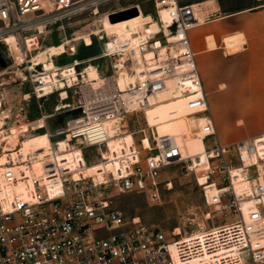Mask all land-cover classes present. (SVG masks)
<instances>
[{
    "label": "built area",
    "instance_id": "2783aa9c",
    "mask_svg": "<svg viewBox=\"0 0 264 264\" xmlns=\"http://www.w3.org/2000/svg\"><path fill=\"white\" fill-rule=\"evenodd\" d=\"M111 1L118 0H0V41L16 38L7 45L21 67L19 81L48 99L59 93L54 79L67 76L64 100L72 98L67 108L79 111L50 133L53 144L40 153V172L33 156L18 165L9 155L17 169L0 180V264H264V134L230 143L218 134L190 38L202 21L194 2L148 0L158 14L167 10L169 23L114 53L116 60L123 56L118 70L130 75L125 87L114 63V72L94 86L73 78L75 61L46 68L29 56V31L84 9L100 14ZM162 93L185 99L188 116L206 117L192 133L202 139L201 151H188L185 134H159L145 117ZM50 115L40 119L46 124ZM111 128L132 141L109 148ZM92 148L101 164L87 174ZM176 167L203 188V204L222 212L223 222L170 239L161 227L111 206L115 193L145 192L159 200L162 174Z\"/></svg>",
    "mask_w": 264,
    "mask_h": 264
},
{
    "label": "rangeland",
    "instance_id": "374dc122",
    "mask_svg": "<svg viewBox=\"0 0 264 264\" xmlns=\"http://www.w3.org/2000/svg\"><path fill=\"white\" fill-rule=\"evenodd\" d=\"M192 1L205 2L202 8L197 7L202 21L195 28H199L208 38L202 44L193 33L192 44L218 134L224 143L264 134L263 0ZM137 4L141 12L135 17L112 22L107 14ZM99 11L100 14H94L90 9H84L61 21L48 22L39 29L41 32L29 31V56H33L34 63L42 65L54 57L51 64L44 66L50 68L52 65L64 66L75 61L77 72L86 69L94 79H99L103 74L114 72L111 63L116 59L113 61L111 57L105 56L97 60L104 52V43L109 37L123 39V36H132L136 26L149 21L152 30L158 28L156 20L152 21L149 14L157 19L159 14L148 0L111 1L101 5ZM85 35L91 37L92 44H85ZM126 42L129 45V41ZM7 44L5 40L0 41V54L6 61L5 66L0 64V129L4 130V136L10 137L0 139V165L12 164L9 151L14 153L17 146L25 150L37 142L51 141L50 133L64 127L67 119L79 114V111L67 107L59 111L54 109L61 97L60 93L50 95L48 100L36 98L32 93V85L19 81L21 67L14 62ZM56 84L59 91L66 86L63 81ZM180 107L187 108L184 101ZM43 113L51 114L46 124L43 120V128L25 132L16 130L17 126L23 124L31 127L34 122L38 123ZM123 140L130 143L132 137L121 134L110 143L111 149L120 148ZM87 155L92 163L100 161L95 148L89 149ZM162 179L159 200H150L145 192L115 193L111 198V206L120 209L127 218L140 217L147 223L161 227L170 239L180 237L175 234L178 227L182 229V235H187L202 225L208 229L223 222L222 212L203 204V188L192 176L176 167L166 170ZM169 181L172 182L170 187ZM208 214L211 215L209 219L206 218Z\"/></svg>",
    "mask_w": 264,
    "mask_h": 264
},
{
    "label": "bare ground",
    "instance_id": "6f19581e",
    "mask_svg": "<svg viewBox=\"0 0 264 264\" xmlns=\"http://www.w3.org/2000/svg\"><path fill=\"white\" fill-rule=\"evenodd\" d=\"M204 4L205 3H198V4L195 3L196 7H200V8H202L204 6ZM203 9H205V8H203ZM140 12H141V10H140ZM149 16L152 18V21L156 20V26L158 27L157 29L152 30V27L150 26V21H149V22L143 23V24H141L139 26H136L135 34H133L132 36H123V39H117V38L109 37L110 39L108 38V40L104 43V47H105L104 52L106 51L107 54L106 53L105 54L102 53L97 60H99L102 57H105L106 55L110 54L111 58L114 61L115 57L113 55H114V53L123 50V46L122 45H126L127 47H133V46H135L137 44L138 41L141 40V38L145 34H154L158 30H160V28L162 26H166L169 23V14H168L167 10H165V9H162L159 12L158 19L155 18V16L153 17L150 14H149ZM5 40L8 43H10V44L15 45L16 38H15V36L13 34H10L9 36H7ZM83 40H84L86 45L92 44V39H91V37L89 35H85L83 37ZM126 40L129 41V45L126 42ZM29 43H30V37L28 38V42H27L28 46H29ZM119 54H122V52H120ZM150 55L151 54L148 53L146 56L149 57ZM122 57L123 56L120 55L119 59H117L113 63L116 65L117 72H118L117 81L119 82L121 87H125L128 84L129 80H130V75L127 74L124 69H119L118 70L119 65H122L121 64L122 63ZM19 61L20 60L18 59V62ZM93 77L94 76L90 75L89 72L86 69H83L82 71H78V72L76 71L74 76H73V78L75 80H77L81 84L88 83V84H93L94 86H99L101 84L100 82H101L102 76L99 79H94ZM60 81H63L64 84L66 85V81H71V78L69 80L67 76L66 77H56L54 79V84H55L54 88L58 89V86H57L56 83H59ZM59 93H60L59 95L61 97L59 98V101L55 105V108H54L57 111L65 109L67 106L71 105V102L64 101V98L66 97L65 90H61V91H59ZM43 100H45V99H43ZM174 100H176V101H184L185 104H186V107H187V102H186L185 99H170L168 93H162L158 97H156L154 105L149 107L146 110V112L148 110H150L151 108L156 107V105H160V104H164V103H168V102H173ZM188 111H189V109L187 107V114L185 115V117H187V119L190 120L188 130H187V126H186V123H185L184 120L177 121L175 123H169L167 125H159V126L154 125V126H155V129L158 131L159 134L173 135V136L177 135L178 138L181 137L182 134L187 135L185 143H186L188 151L191 152V153L199 152V151H201L203 149L204 143H203L201 138L196 137V136H194L192 134L193 133V127H194L195 123L201 125L206 120V117L205 116H202L200 118H195L194 116L190 117V116H188ZM146 112H145V117H146ZM211 113H212V111H211ZM43 124H44V121L42 119H39L38 123L34 122L31 127L28 124H23L21 126H17L16 130L19 131V132H25V131H28V130H31V129H33V130L34 129H40V128H43ZM113 130L114 129L111 128L110 133ZM3 131H4L3 129H0V139H8L10 136H4L2 134ZM111 135H112L113 138L109 142V148H111L110 147V143L116 141L117 137H118V136H116L117 135L116 133H114V134L111 133ZM119 136H121V135H119ZM52 144L53 143H52V138H51V141L37 142L34 146H31L29 149L27 148L25 150L22 149V146H17V148H15L13 150L15 154L12 151H9V155H11L12 157H14V156L18 157L16 164L19 163L18 161H20V163L23 162L24 159L27 158V156H29V155L33 156L34 159H35L34 160L35 161V165H34L35 171L38 173L41 170L40 153H41L42 149H49L52 146ZM145 144H148V141H145ZM64 146H65V142L62 141L61 142V149L62 150L64 149ZM0 150H2V148H0ZM103 154H106L105 151L103 152ZM100 164H101V162L99 161V162H95V163L87 165L86 173L87 174H94ZM18 165H21V164H18ZM16 169H17V166L15 164L14 165L13 164H11V165H0V180L4 177V174L7 171L14 172ZM171 185H172V182H169L168 186L170 187ZM210 217H211L210 214L206 215L207 219H209ZM204 228L205 227L202 225V227L200 229H196L195 231H193L190 234L182 235L183 231H182V229L180 227H178L176 229V231H175V234L176 235H180V238L181 237L192 236V235H196V233H201V232H204V231H206L208 229H211V228L213 229L214 226L211 227V228H208V229H204Z\"/></svg>",
    "mask_w": 264,
    "mask_h": 264
},
{
    "label": "crops",
    "instance_id": "0c3cea01",
    "mask_svg": "<svg viewBox=\"0 0 264 264\" xmlns=\"http://www.w3.org/2000/svg\"><path fill=\"white\" fill-rule=\"evenodd\" d=\"M190 1H192V0H190ZM192 2H194V1H192ZM194 3L198 4V3H205V2L202 1V2H194ZM197 26H195V27H197ZM195 27H194V29L192 28L193 30L191 29V31H190L191 42H192V35L194 33L196 39L200 43L204 44L206 41V38H208V37H206L205 33L202 32L199 28H195ZM193 47H194V44H193ZM194 50H195V48H194ZM55 57H58V56H55ZM53 61H54V57L52 58V60H50L47 63L51 64ZM47 63L42 64V65L45 66V65H47ZM199 67H200V64H199ZM200 71H201V69H200ZM201 76H202V73H201ZM202 80H203V78H202ZM204 85H205V82H204ZM182 102L183 101L174 100L173 102H168V103H165L162 105H156V107L151 108L147 114L148 118L151 120L150 123L153 125L159 126V125H167L169 123H175L177 121L184 120L186 123V126H187V130H188L190 120H188L187 117H185V115L187 114V108L180 107V104Z\"/></svg>",
    "mask_w": 264,
    "mask_h": 264
},
{
    "label": "water",
    "instance_id": "95a60500",
    "mask_svg": "<svg viewBox=\"0 0 264 264\" xmlns=\"http://www.w3.org/2000/svg\"><path fill=\"white\" fill-rule=\"evenodd\" d=\"M139 13H140V10L138 9V7L133 6L130 8L119 10L118 12H115V13H111L109 15V18L112 22H117L118 20H121V19H127V18H131V17H135ZM0 64L2 66L6 65V61L2 57L1 54H0Z\"/></svg>",
    "mask_w": 264,
    "mask_h": 264
}]
</instances>
